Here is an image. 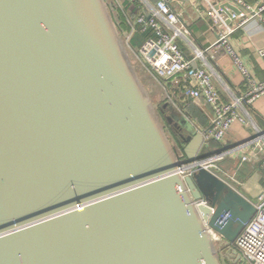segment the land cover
<instances>
[{"label": "water", "instance_id": "obj_1", "mask_svg": "<svg viewBox=\"0 0 264 264\" xmlns=\"http://www.w3.org/2000/svg\"><path fill=\"white\" fill-rule=\"evenodd\" d=\"M118 26L107 0H0V264H239L256 206L178 171L204 136L169 134Z\"/></svg>", "mask_w": 264, "mask_h": 264}, {"label": "built area", "instance_id": "obj_2", "mask_svg": "<svg viewBox=\"0 0 264 264\" xmlns=\"http://www.w3.org/2000/svg\"><path fill=\"white\" fill-rule=\"evenodd\" d=\"M124 0H114V9L125 14L127 31L125 43L139 66L164 89V103L181 111L197 130L204 136L201 151L203 158L187 162L186 155L178 149L181 166L178 171L185 177H193L199 167L215 173L227 182L232 179L220 165V161L239 151L241 162H259L264 176V129L260 128L251 114L252 104L264 95V80L257 79L251 72L235 47L230 37L242 25L252 19L260 20L264 27V0H233L239 12L224 13L215 0H201L208 9L196 7L200 16L206 15L213 26L219 28L217 41L211 46L222 50L234 63L245 81V91L230 102L222 99L213 74L204 64L193 67L204 56L205 50H196L192 54L185 51L184 45L192 46L190 29L186 20L185 5L181 0H128L134 13L127 12ZM174 1L178 5H172ZM140 34L139 39H135ZM148 34V35H145ZM210 48V49H211ZM209 48L207 50H210ZM264 57V48L259 49ZM183 92L209 118L206 127H199L191 118L185 102L179 100L177 93ZM162 106V105H160ZM208 107L205 110L204 107ZM207 111V112H206ZM250 126L252 135L248 141L241 142L232 149L221 148L207 152L213 142L224 143L234 123ZM256 213L246 223L245 228L234 240V245L241 259L239 264H264V190L254 203ZM242 262V263H241Z\"/></svg>", "mask_w": 264, "mask_h": 264}, {"label": "crops", "instance_id": "obj_3", "mask_svg": "<svg viewBox=\"0 0 264 264\" xmlns=\"http://www.w3.org/2000/svg\"><path fill=\"white\" fill-rule=\"evenodd\" d=\"M150 1L156 2V0ZM181 1L187 11L186 20L191 32L189 38L192 42V46L184 45L183 47L189 54H192L196 50H205L204 56L198 59L197 64H204L208 67V70L213 74V80L220 91L222 99L230 102L234 97L240 96L245 91V81H243L234 63L231 62V59L224 51L211 48L218 39L219 28L213 26L211 20L206 15L200 16L198 11H196V7H200L203 11L208 9L206 4L201 0H199V4L194 3V0ZM247 1L253 3L255 0ZM215 2L224 13H228L229 11L239 12L238 9L240 7L238 8L233 0H215ZM175 4L178 5V2L174 1L172 3V5ZM230 40L243 61L248 64L252 74L257 79L264 80V57L260 56L258 52L259 49L264 48V27L260 20L252 19L245 25L240 26L231 35ZM208 48L211 49L207 50ZM177 95L180 101L185 102L196 122L198 121V126L206 127L209 124V118H207L205 112L190 99L184 97L182 91L178 92ZM204 108L208 110V107L205 106ZM250 110L254 121L260 128L264 129V95L252 104ZM167 114H170L169 110ZM250 133V126L247 127L236 122L231 127L226 141L222 144L213 142L207 152L211 153L221 148L232 149L234 145L248 141L252 136ZM183 134H187L184 129ZM175 137L178 136L176 135ZM240 154L239 151L233 152L231 156L220 161V165L232 177V179H227V183L254 204L264 190L263 172L260 163L257 161L250 163L241 162Z\"/></svg>", "mask_w": 264, "mask_h": 264}, {"label": "rangeland", "instance_id": "obj_4", "mask_svg": "<svg viewBox=\"0 0 264 264\" xmlns=\"http://www.w3.org/2000/svg\"><path fill=\"white\" fill-rule=\"evenodd\" d=\"M108 2V6H109V11L112 14L113 19L116 21L117 25L120 24L121 22V13H119L116 9H114V0H107ZM194 3H200L199 0H194ZM119 27V26H118ZM120 28V27H119ZM121 30V29H120ZM131 59L133 61V64L137 67V72L139 77L141 78L143 84H145V86L147 87V89L149 90L151 97L154 101V103L159 106L160 104L164 103V89L159 85V83H156V81L151 78L147 73H145V71L143 70V68L141 66H139L138 62L136 61V59H134L133 54L129 51ZM173 119L179 120V119H185L189 125L191 127H193L194 130H196V126H194V124L192 122H190L188 120V118H186L184 116V114L179 111L178 109L176 110L174 107L172 108V110H170V114H169ZM180 121V120H179ZM171 135L174 136V132L170 130ZM171 135H169V137L171 138V140L173 141V137H171ZM242 263V262H241ZM243 264H245L243 262Z\"/></svg>", "mask_w": 264, "mask_h": 264}, {"label": "trees", "instance_id": "obj_5", "mask_svg": "<svg viewBox=\"0 0 264 264\" xmlns=\"http://www.w3.org/2000/svg\"><path fill=\"white\" fill-rule=\"evenodd\" d=\"M124 7H125V10L127 11V12H131V13H134L135 12V9L133 8H131V6H130V2L128 1V0H125L124 1ZM119 13H121L120 15L122 16L121 17V22H120V24H119V27H120V29H125L126 28V24H125V14L124 13H122V11L121 12H119ZM145 35H148V34H145ZM139 37H140V34L139 35H137L136 37H135V39H139ZM188 113H189V115L191 116V118H193L194 120H196L194 117H193V115L191 114V112L189 111V109H188ZM204 116V115H203ZM198 122V121H197ZM179 135V134H178ZM177 135V136H178ZM201 153H203V154H205V152L204 151H201Z\"/></svg>", "mask_w": 264, "mask_h": 264}, {"label": "flooded vegetation", "instance_id": "obj_6", "mask_svg": "<svg viewBox=\"0 0 264 264\" xmlns=\"http://www.w3.org/2000/svg\"><path fill=\"white\" fill-rule=\"evenodd\" d=\"M166 113H167V112H166ZM163 115H164V114H163ZM165 120H166V119H165ZM166 122H167V126L169 127V129H170L171 131L174 132V134L178 135V134H180V132L183 131V130H182V126H181L179 120H178V121H174V123H169L167 120H166ZM178 130H179V132H178ZM182 133H183V132H182Z\"/></svg>", "mask_w": 264, "mask_h": 264}]
</instances>
